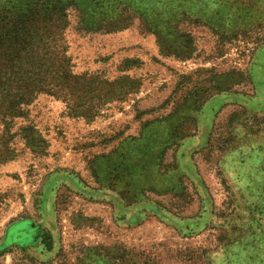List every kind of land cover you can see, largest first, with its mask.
<instances>
[{"label": "rangeland", "instance_id": "374dc122", "mask_svg": "<svg viewBox=\"0 0 264 264\" xmlns=\"http://www.w3.org/2000/svg\"><path fill=\"white\" fill-rule=\"evenodd\" d=\"M70 1L87 86L0 90V264H264V0Z\"/></svg>", "mask_w": 264, "mask_h": 264}, {"label": "trees", "instance_id": "16d2710c", "mask_svg": "<svg viewBox=\"0 0 264 264\" xmlns=\"http://www.w3.org/2000/svg\"><path fill=\"white\" fill-rule=\"evenodd\" d=\"M72 6L76 7L70 0H0V90L12 84L19 90L28 88L15 97L16 104L40 93L64 101V85L70 90L87 86L82 77L70 73L66 62L63 67L60 36Z\"/></svg>", "mask_w": 264, "mask_h": 264}]
</instances>
